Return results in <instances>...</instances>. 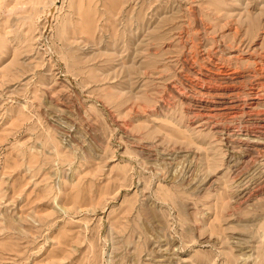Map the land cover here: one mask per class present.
<instances>
[{"label":"rangeland","instance_id":"374dc122","mask_svg":"<svg viewBox=\"0 0 264 264\" xmlns=\"http://www.w3.org/2000/svg\"><path fill=\"white\" fill-rule=\"evenodd\" d=\"M0 264H264V0H0Z\"/></svg>","mask_w":264,"mask_h":264}]
</instances>
